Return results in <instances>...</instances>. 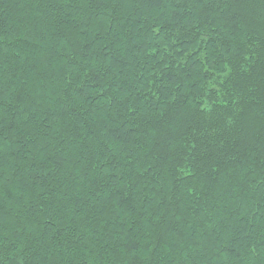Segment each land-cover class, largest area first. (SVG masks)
<instances>
[{
	"label": "trees",
	"instance_id": "trees-1",
	"mask_svg": "<svg viewBox=\"0 0 264 264\" xmlns=\"http://www.w3.org/2000/svg\"><path fill=\"white\" fill-rule=\"evenodd\" d=\"M0 264H264V0H0Z\"/></svg>",
	"mask_w": 264,
	"mask_h": 264
}]
</instances>
